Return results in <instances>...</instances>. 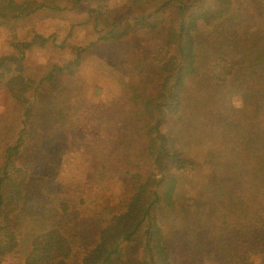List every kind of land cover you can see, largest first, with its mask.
Instances as JSON below:
<instances>
[{"label":"trees","instance_id":"trees-1","mask_svg":"<svg viewBox=\"0 0 264 264\" xmlns=\"http://www.w3.org/2000/svg\"><path fill=\"white\" fill-rule=\"evenodd\" d=\"M87 1L93 39L45 74L26 52L63 53L70 32L0 55V264H264V0H145L125 18L107 10L125 0H0V26ZM91 56L113 80L101 104ZM67 157L83 177L61 179Z\"/></svg>","mask_w":264,"mask_h":264},{"label":"rangeland","instance_id":"rangeland-1","mask_svg":"<svg viewBox=\"0 0 264 264\" xmlns=\"http://www.w3.org/2000/svg\"><path fill=\"white\" fill-rule=\"evenodd\" d=\"M145 0H125L119 4H109L107 10L110 12L112 18H125L133 14L141 12ZM1 6V2H0ZM92 2H83L79 7L69 11L55 13L52 11H39L33 13L27 18L22 20L13 21L11 27L0 26V55L9 53L12 49L10 43L15 41H27L32 34L40 33L44 36L53 35L57 38L58 42L65 39V36L70 32V36L65 41L66 50L59 53L52 48L42 49L40 47H33L26 52V65L33 73L43 75L50 68L53 61L63 60L69 57L72 47L83 46L89 40L93 39V30L88 20V12L94 7ZM1 22V19H0ZM95 53L92 52L91 55ZM96 59L94 56L89 57L86 66L85 81L89 80L90 89L89 95L98 97V103L101 104L106 100L107 94L113 90V80L107 74V71L95 69ZM102 64H104L101 61ZM95 64V69L93 67ZM65 168L62 172L61 179L69 180L71 178L78 180L83 177L87 169L86 157H67L65 160ZM197 173L190 176L185 175L182 182L183 187V202L194 203L199 202L204 193V185L206 174L208 170L202 168ZM134 170L149 173L150 170L141 163H136Z\"/></svg>","mask_w":264,"mask_h":264}]
</instances>
